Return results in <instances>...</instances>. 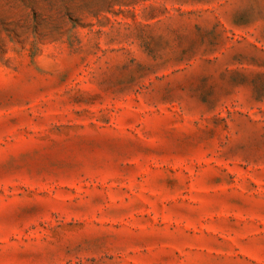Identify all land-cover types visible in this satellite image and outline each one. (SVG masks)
Wrapping results in <instances>:
<instances>
[{
	"label": "rangeland",
	"instance_id": "rangeland-1",
	"mask_svg": "<svg viewBox=\"0 0 264 264\" xmlns=\"http://www.w3.org/2000/svg\"><path fill=\"white\" fill-rule=\"evenodd\" d=\"M0 264H264V0H0Z\"/></svg>",
	"mask_w": 264,
	"mask_h": 264
}]
</instances>
